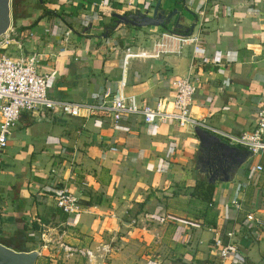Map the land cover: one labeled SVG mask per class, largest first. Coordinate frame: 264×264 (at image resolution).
<instances>
[{
    "label": "crops",
    "instance_id": "0c3cea01",
    "mask_svg": "<svg viewBox=\"0 0 264 264\" xmlns=\"http://www.w3.org/2000/svg\"><path fill=\"white\" fill-rule=\"evenodd\" d=\"M154 2L19 0V16L9 24L20 48L8 43L2 51L13 58L38 54L36 72L50 74L45 95L62 102L89 101L114 87L123 54H132L121 93L138 104L160 98L169 108L172 81L187 72L191 46L137 57L151 53L165 29L115 25L112 16L149 14ZM159 8H175L182 26L194 20L191 32L204 55L193 68L189 116L228 134L249 131L264 100V0H159ZM198 155L191 128L171 122L143 124L129 115L112 124L103 112L68 116L52 109L42 118L21 112L0 151V244L38 250L34 264H83L64 258L57 239L107 243L111 252L101 264H218L210 238L232 231L241 264H264V234L250 235L243 220L247 212L264 218V154L255 159L259 172L244 160L231 180L211 183ZM61 187L77 198L78 214L55 207L52 196Z\"/></svg>",
    "mask_w": 264,
    "mask_h": 264
},
{
    "label": "built area",
    "instance_id": "2783aa9c",
    "mask_svg": "<svg viewBox=\"0 0 264 264\" xmlns=\"http://www.w3.org/2000/svg\"><path fill=\"white\" fill-rule=\"evenodd\" d=\"M15 35L10 24L0 35V151L5 147L6 137L21 112H29L36 118L44 117L45 111L52 109H58L68 116H77L80 111L103 112L108 115L112 124H116L125 116L134 115L143 124L171 122L177 127H198L218 136L229 145L246 150L248 155L245 162L252 164L253 171L261 170L260 164L255 159L264 154V100L255 111L251 129L239 135L218 131L208 126L204 120L192 118L188 114L197 82L196 75H193V68L196 67L197 62H205L195 33L179 35L164 30L152 42L151 53L135 54L143 58L155 57L158 54H178L182 45L191 46L187 72L172 81V98L169 101V108L165 107V103L160 98L155 99L152 104H138L134 95L121 93L120 86L123 83L125 59L132 56L128 53L122 56L119 78L114 82V87L105 86L97 98L82 102L48 99L45 95V86L50 74L44 75L36 72L38 54L30 53L23 57L13 58L2 51L4 45L8 43H13L16 49L20 48ZM52 199L55 207L64 215L74 216L82 210L77 198L64 187L53 193ZM231 205L238 210L240 203L238 199L233 198ZM243 220L250 235L257 237L264 234V218L247 212L243 215ZM71 223L70 220L65 225L71 226ZM55 243L64 258L78 257L83 260V264H101L111 252L107 243H96L92 246L89 244L76 245L58 239ZM210 246L218 264H241L236 256L238 251L232 239V231H226L224 234L214 232L210 238Z\"/></svg>",
    "mask_w": 264,
    "mask_h": 264
},
{
    "label": "water",
    "instance_id": "95a60500",
    "mask_svg": "<svg viewBox=\"0 0 264 264\" xmlns=\"http://www.w3.org/2000/svg\"><path fill=\"white\" fill-rule=\"evenodd\" d=\"M9 2L10 0H0V35L5 32L10 22ZM112 16L115 25L158 26L166 30V26L171 24L170 33L178 30L181 31L179 35L190 34L194 24L193 20L188 26H182L179 23L178 11L175 8L167 11L160 9L159 0H155L149 14L146 11L133 10ZM191 130L197 140L198 159L202 160L200 171L205 176L206 182L231 180L234 170L246 159L248 152L229 145L198 127H192ZM37 255L38 250L20 251L0 244V264H34Z\"/></svg>",
    "mask_w": 264,
    "mask_h": 264
},
{
    "label": "trees",
    "instance_id": "16d2710c",
    "mask_svg": "<svg viewBox=\"0 0 264 264\" xmlns=\"http://www.w3.org/2000/svg\"><path fill=\"white\" fill-rule=\"evenodd\" d=\"M19 3V0H10L9 2V6H10V18L16 19L19 16L18 11L16 10V7ZM42 15V12L39 14V16ZM201 184L196 183L195 187H200ZM204 196H206V198L210 197V186L206 185L203 188V193ZM222 240L224 241V238H222Z\"/></svg>",
    "mask_w": 264,
    "mask_h": 264
},
{
    "label": "rangeland",
    "instance_id": "374dc122",
    "mask_svg": "<svg viewBox=\"0 0 264 264\" xmlns=\"http://www.w3.org/2000/svg\"><path fill=\"white\" fill-rule=\"evenodd\" d=\"M9 11H10V6H9Z\"/></svg>",
    "mask_w": 264,
    "mask_h": 264
}]
</instances>
